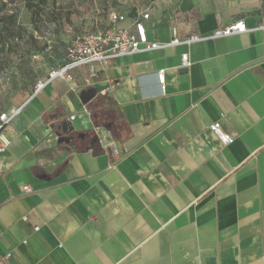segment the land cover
Returning <instances> with one entry per match:
<instances>
[{"label": "crops", "instance_id": "obj_1", "mask_svg": "<svg viewBox=\"0 0 264 264\" xmlns=\"http://www.w3.org/2000/svg\"><path fill=\"white\" fill-rule=\"evenodd\" d=\"M148 11L151 41L171 42L174 27L201 38L83 65L36 91L43 74L5 110L19 111L3 129L0 264H264V0ZM237 22L243 31L214 35ZM92 88L115 126L94 123L81 100ZM65 120L72 140L60 143ZM217 121L233 143L214 136Z\"/></svg>", "mask_w": 264, "mask_h": 264}, {"label": "rangeland", "instance_id": "obj_2", "mask_svg": "<svg viewBox=\"0 0 264 264\" xmlns=\"http://www.w3.org/2000/svg\"><path fill=\"white\" fill-rule=\"evenodd\" d=\"M0 112L39 76L62 65L76 34L107 24L111 11L130 15L156 0H48L32 13L28 0H0Z\"/></svg>", "mask_w": 264, "mask_h": 264}, {"label": "built area", "instance_id": "obj_3", "mask_svg": "<svg viewBox=\"0 0 264 264\" xmlns=\"http://www.w3.org/2000/svg\"><path fill=\"white\" fill-rule=\"evenodd\" d=\"M151 5V4H150ZM150 6L144 10L136 11L132 16V23L130 26L122 25L127 20L129 15L121 11H111L108 16L106 25L96 27L92 30L80 32L67 43L66 56L64 63L52 68L48 74V79L40 80L36 84V91H40L44 86L53 81L54 79L61 78L66 80H73L71 71L88 64L96 62L104 65L108 64L112 59L117 57L136 53L141 50L158 49L167 45H175L181 43H191L192 41L199 40L201 37L197 35L181 39L178 36L177 28H172L173 38L169 43H160L158 41H151L147 34V29L144 20L150 17ZM134 27V29H131ZM244 24L237 22L235 24L226 26L219 29L214 33L215 36H226L234 32L243 31ZM183 65H190V57L188 53L183 54ZM158 81L163 89L165 87V74L163 70L158 72ZM86 83H90V79H86ZM116 83L112 81L111 87ZM106 92V89L103 91ZM18 109L10 111H3L0 113V154L5 153L9 146L10 140L5 136L3 129L18 113ZM76 114H72L69 120L73 121ZM210 129L214 136L220 141L221 144H230L234 142V136L226 132L220 122H214L210 125ZM26 192L32 191L29 185H25ZM26 220V217L23 218ZM36 230L39 227H35ZM10 255H8L9 257Z\"/></svg>", "mask_w": 264, "mask_h": 264}, {"label": "trees", "instance_id": "obj_4", "mask_svg": "<svg viewBox=\"0 0 264 264\" xmlns=\"http://www.w3.org/2000/svg\"><path fill=\"white\" fill-rule=\"evenodd\" d=\"M48 0H28L27 6L32 11L33 15L34 13H38L41 11L42 6H44L47 3ZM1 6V1H0ZM135 14V12L130 13V15ZM5 20V19H0ZM54 68V67H53ZM88 109L92 115L93 121L96 125H105V126H115L111 115L109 113L108 108L106 107V104L104 102V99L102 97H96L91 102L88 103Z\"/></svg>", "mask_w": 264, "mask_h": 264}, {"label": "water", "instance_id": "obj_5", "mask_svg": "<svg viewBox=\"0 0 264 264\" xmlns=\"http://www.w3.org/2000/svg\"><path fill=\"white\" fill-rule=\"evenodd\" d=\"M97 95L96 89H88L84 90L81 94V100L84 104H88L91 102ZM73 131V126L71 123L67 120L63 121L57 129V136H58V141L60 143L66 142L69 143L72 140L71 133Z\"/></svg>", "mask_w": 264, "mask_h": 264}]
</instances>
